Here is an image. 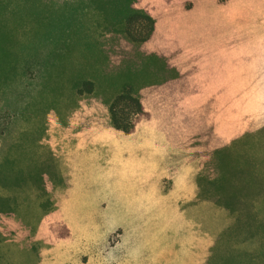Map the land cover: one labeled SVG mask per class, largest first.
<instances>
[{"label": "rangeland", "instance_id": "1", "mask_svg": "<svg viewBox=\"0 0 264 264\" xmlns=\"http://www.w3.org/2000/svg\"><path fill=\"white\" fill-rule=\"evenodd\" d=\"M148 1L155 35L141 52L167 47L179 76L212 70L210 93L239 82V114L250 121L264 102V0ZM111 38L84 37L55 81L27 77L0 95V264H205L234 224L197 195L199 154L150 121L129 134L111 126L106 105L123 82L146 97L164 86L149 84V60L118 54ZM252 152L260 159L264 147ZM256 210L263 219V201ZM245 237L226 241L260 247V233Z\"/></svg>", "mask_w": 264, "mask_h": 264}, {"label": "trees", "instance_id": "2", "mask_svg": "<svg viewBox=\"0 0 264 264\" xmlns=\"http://www.w3.org/2000/svg\"><path fill=\"white\" fill-rule=\"evenodd\" d=\"M152 11L148 0H0V95L27 77L55 81L88 35L97 43L111 35L113 48L123 56L132 48L151 63L149 71L155 78L149 84L164 86L155 95L148 90L146 97L133 82H123L106 105L111 126L129 134L150 121L172 145L200 155L197 195L234 216V224L221 233L205 264H264V218L256 210L259 201L264 202V153L257 159L252 152L258 144L264 147V102L249 121L247 114H239L244 91L239 82L229 81L226 87L216 82L210 93L212 70L198 72L194 67L179 76L171 67L174 56L167 47L161 45L159 53H142L155 35ZM222 72L221 67L214 69V75ZM69 75L76 86L79 77ZM83 86L90 90V83ZM4 207L0 195V213ZM232 233L245 235L247 241L260 233L262 243L254 251L230 247L226 240Z\"/></svg>", "mask_w": 264, "mask_h": 264}]
</instances>
